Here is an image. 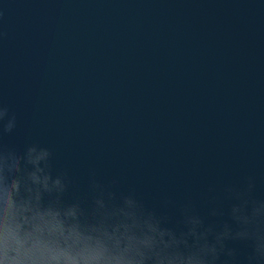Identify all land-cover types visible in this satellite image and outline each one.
Wrapping results in <instances>:
<instances>
[{"label":"water","instance_id":"obj_1","mask_svg":"<svg viewBox=\"0 0 264 264\" xmlns=\"http://www.w3.org/2000/svg\"><path fill=\"white\" fill-rule=\"evenodd\" d=\"M0 113V264H264V0H0Z\"/></svg>","mask_w":264,"mask_h":264},{"label":"clouds","instance_id":"obj_2","mask_svg":"<svg viewBox=\"0 0 264 264\" xmlns=\"http://www.w3.org/2000/svg\"><path fill=\"white\" fill-rule=\"evenodd\" d=\"M4 110L7 111L6 109H4ZM0 114H2V113H0ZM14 126H15V118L13 117V118L10 120V123H9V129H11V128L14 127ZM239 211H240V210L237 209V208H234V209H233V213H234V214L237 213V212H239ZM255 213H256V214H264V205H261L260 208L256 209V210H255ZM238 219H242L243 222H244L245 224L249 223V217H247V216H244V217H238ZM240 235H247V233H246V232H244V233H240ZM218 239H219V238H218ZM211 251H212L213 253H215V248H212ZM257 252L260 253L262 256H264V243H260V244L257 246Z\"/></svg>","mask_w":264,"mask_h":264}]
</instances>
